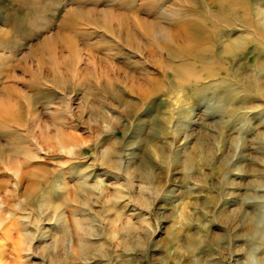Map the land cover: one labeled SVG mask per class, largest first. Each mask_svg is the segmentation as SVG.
Returning <instances> with one entry per match:
<instances>
[{
    "label": "rangeland",
    "instance_id": "1",
    "mask_svg": "<svg viewBox=\"0 0 264 264\" xmlns=\"http://www.w3.org/2000/svg\"><path fill=\"white\" fill-rule=\"evenodd\" d=\"M214 4L0 0V264H264V0Z\"/></svg>",
    "mask_w": 264,
    "mask_h": 264
},
{
    "label": "bare ground",
    "instance_id": "2",
    "mask_svg": "<svg viewBox=\"0 0 264 264\" xmlns=\"http://www.w3.org/2000/svg\"><path fill=\"white\" fill-rule=\"evenodd\" d=\"M213 1L216 3L214 6L220 10L222 6L218 4H222L224 0ZM210 14L209 10H204L200 20L196 18L190 22L182 23L179 28H177L175 33L171 34L167 44L163 48L170 61L174 60L173 63L168 65V73H172L179 66H184L185 68L190 67L193 69L196 67L208 72L210 70V66H205L206 62L204 59H208V63L216 62L221 65L225 63V56L228 57L231 54L234 55L236 53L234 50V43L229 41L223 47L221 54H214L215 48L219 43V34L216 32V25L219 24L218 21L223 20L220 18L219 14L217 15V19ZM258 27V30H260L261 25L258 24ZM206 56L211 58H205ZM201 61H204V64H202ZM151 93L152 91L149 93L143 91L141 96L143 98H148ZM252 224L253 229H255L257 225V218L253 219Z\"/></svg>",
    "mask_w": 264,
    "mask_h": 264
}]
</instances>
